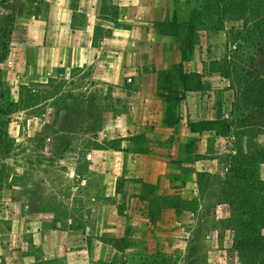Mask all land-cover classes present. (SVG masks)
Returning <instances> with one entry per match:
<instances>
[{"label":"crops","instance_id":"crops-1","mask_svg":"<svg viewBox=\"0 0 264 264\" xmlns=\"http://www.w3.org/2000/svg\"><path fill=\"white\" fill-rule=\"evenodd\" d=\"M39 1L36 12L16 19L0 62L1 83L9 99L19 103L16 113L60 119L70 112L62 108L54 113L56 103L75 99L91 106L89 112L99 100L112 103L107 108L111 114L96 130H69L57 122L50 127L54 136L47 147L62 151L59 156L51 153L62 167L57 180L61 188L46 177L39 180L42 190L24 191L17 184L3 192L0 264H111L117 250L114 239L125 237L132 224L117 207L122 178L126 198L140 203L127 212L143 214L148 232L163 224L161 229L167 228L168 222L162 221L169 214L187 215V221L173 218L169 229L186 235L199 231V218L209 213L198 198L201 176L221 169L229 138L219 127L227 123L230 132L241 126L233 121L236 101L228 112L223 74H211L200 47L190 51L180 43L183 18L173 11V0ZM184 74L190 75V89H185ZM171 95L174 113H168ZM26 97L29 104L20 106ZM19 119L11 123L16 135ZM236 132L231 131L233 138ZM60 134L69 138L66 147L57 145ZM89 134L94 138L88 140ZM71 135H77L76 141L69 142ZM115 140L118 146L112 144ZM227 147L236 154V148ZM84 166L86 174L79 171ZM185 169L187 178L181 174ZM184 182L190 183L185 196L196 205L151 204L154 197L181 194ZM145 184L151 188L146 190ZM153 213L162 220L152 221ZM134 248L130 244L124 252Z\"/></svg>","mask_w":264,"mask_h":264},{"label":"rangeland","instance_id":"rangeland-1","mask_svg":"<svg viewBox=\"0 0 264 264\" xmlns=\"http://www.w3.org/2000/svg\"><path fill=\"white\" fill-rule=\"evenodd\" d=\"M39 4V0H0V62L4 50L8 51V35L16 19L36 12ZM173 11L182 15L183 18L180 23L181 32H179V41L182 46L186 50H189V47H200L208 60L207 69L209 70L210 67L211 74L220 71L226 79L225 90L227 91L224 97L230 112L231 104L241 97L243 90L245 91L246 81L255 77L264 81V0H173ZM176 70L175 74L178 73ZM1 81L0 73V207L3 192L11 191L17 184H20L24 191L42 190L39 180L51 177L56 181L55 186L61 188L62 183L57 180L62 174V167L59 158H53L51 153L59 156L62 151L47 147L51 137L54 136L50 127L57 122L56 125L69 130L102 128L104 117L111 114L107 108L112 105L107 101L99 100L92 106L93 112H89L88 109H91V106H82L75 99L68 103L57 102L56 107L53 108L54 113L62 108H67L70 112L60 119L56 116L46 117L43 113H37L34 116V113L29 114L25 110L22 113H16L19 110V103L9 99L7 90L4 88L5 84L3 86ZM170 98L172 102L169 104L168 113H174L176 102L173 95ZM28 104L26 97V102L20 103V106ZM243 110L233 115V121L237 122V126L240 119H243L242 113L247 115V112ZM18 119L20 127L16 135L12 133L13 124L11 123ZM257 119L260 122L264 121L262 116ZM261 126L250 130L252 132H248L246 141L251 145L257 142L261 148H264V122ZM231 131L240 132L241 128L239 130L232 128L230 132L225 133L226 137H229L225 141L227 146L236 148L238 138H233ZM69 137L72 140L69 142H74L77 135ZM83 137L84 135L82 139ZM92 138L94 136L91 134L87 136L88 140ZM68 139L65 134H60L56 140L58 147H66ZM116 142L113 141L112 144L118 146ZM224 146L223 154H221L223 160L221 169L216 173L201 176L202 196L198 198L202 203L207 204L209 213L206 212V215L199 218V231L191 230L187 235L184 233L186 231L178 228L169 229L173 218L180 217L181 220L187 221V215H167L162 222H168V227L161 229L165 225L163 224L156 232L152 230L151 233L144 229V215L127 212L133 203L138 207L139 201L127 199L123 190V178L118 180L117 192L123 194L117 196V207L126 223L131 220L132 224L127 227L125 237L114 239L117 250L111 264H244L240 251L236 248V239L241 237L243 223L252 224L251 227L256 230L255 233L253 232L254 235L264 238V150L258 157L252 154L253 151H249L247 179L244 186L249 194L243 193L241 199L237 200L227 183L233 155L229 153L230 149ZM64 147L61 148L65 149ZM74 152L75 147L69 150V155L74 156ZM79 171L86 174L88 169L84 166ZM181 171V174L187 178L188 170ZM99 173L104 175L102 169ZM257 181L260 184H257ZM144 186L146 190L151 188L148 184ZM180 187L185 188L184 191L179 190L181 194L177 192L173 195L154 197L150 199L151 204L154 207L173 205L189 208L196 205V200L185 196L190 189V183L184 182ZM244 196L245 198L249 196L247 202ZM140 209L143 208L140 207ZM150 216L152 221L162 220L160 214L153 213ZM78 218L82 223L84 215L80 214ZM202 223L206 224L205 228ZM140 234L144 237L140 238ZM147 235L150 239H146ZM207 235H210L209 241L206 238ZM138 239L141 241L138 242ZM130 244H135L134 250L124 252ZM256 261V264H264V256L261 254Z\"/></svg>","mask_w":264,"mask_h":264},{"label":"trees","instance_id":"trees-1","mask_svg":"<svg viewBox=\"0 0 264 264\" xmlns=\"http://www.w3.org/2000/svg\"><path fill=\"white\" fill-rule=\"evenodd\" d=\"M11 31L8 35V41L10 39ZM192 49V47H189L190 51ZM6 54L7 52L4 50L2 60L6 57ZM182 78L185 89H190V83L188 84L190 75L184 74ZM234 106L236 111L244 109L243 111L247 112V115L246 113H243V119H240V122L238 123L241 126V131L237 132V152L232 156L231 168L229 171L230 174L228 175L227 182L233 196L238 200L243 193L246 195L249 194V191L244 187L245 180L247 179L249 151H253L252 154H255L258 157L262 155L261 153L264 150V148H261L257 142L251 145L246 141V138L249 136L248 132H252L250 130L253 128L262 127L261 123L264 122H260L259 119H257L259 116L264 117V81L256 77L252 78V80L246 81L245 91L243 90V92H241V97L237 99ZM227 127L228 124L222 122L219 128L222 132H225L226 130L229 131V128L226 129ZM256 183L260 184L258 181ZM243 198H245V196ZM248 198L249 196L245 198L246 202ZM251 226L253 225L247 222L243 223V227L240 231L241 237L236 239V248L240 251L244 264H256V260L260 255L262 254L264 256V238L259 235L256 237L254 235L256 230Z\"/></svg>","mask_w":264,"mask_h":264},{"label":"built area","instance_id":"built-area-1","mask_svg":"<svg viewBox=\"0 0 264 264\" xmlns=\"http://www.w3.org/2000/svg\"><path fill=\"white\" fill-rule=\"evenodd\" d=\"M131 81H132L131 78H129V79H128V82L130 83Z\"/></svg>","mask_w":264,"mask_h":264}]
</instances>
